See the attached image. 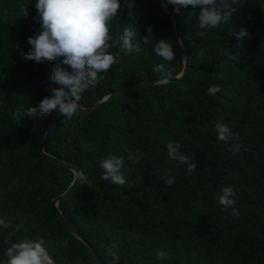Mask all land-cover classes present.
<instances>
[{"label":"trees","instance_id":"1","mask_svg":"<svg viewBox=\"0 0 264 264\" xmlns=\"http://www.w3.org/2000/svg\"><path fill=\"white\" fill-rule=\"evenodd\" d=\"M134 3L135 15L129 17L121 0L111 22L110 35L117 42L110 51L120 52L119 63L83 93L82 108L183 70L173 22L159 1ZM167 7L188 56L186 72L179 80L132 90L92 112L79 110L71 120L59 116L44 151L75 165L91 183L76 181L58 208L103 264H109L105 249L113 244L120 264H264V0H236L229 23L208 30L198 26L199 9L176 13ZM129 23L137 25L140 37L148 35L146 26L152 28V39L147 45L141 41L139 55L119 46ZM241 28L249 35L238 40L232 31ZM39 30L34 0H0V217L9 221L0 231V258L6 259L5 237L13 242L42 237L56 264H95L52 205L74 179L69 169L38 150L55 110L38 118L14 115L58 87L49 81L58 61L37 63L21 55L30 50L27 37ZM159 39L173 45L175 59L167 74L154 71L163 63L152 49ZM213 84L222 91L209 96L206 90ZM217 120L239 132L238 153L230 150L237 141L217 139ZM170 140L193 157L194 172L168 160ZM125 149L142 152L139 163L132 164ZM110 153L125 156L124 185L100 179L99 161ZM168 170L176 181L171 187L162 181ZM225 186L236 193L238 218L217 203ZM157 250H164L167 259L156 260Z\"/></svg>","mask_w":264,"mask_h":264},{"label":"clouds","instance_id":"2","mask_svg":"<svg viewBox=\"0 0 264 264\" xmlns=\"http://www.w3.org/2000/svg\"><path fill=\"white\" fill-rule=\"evenodd\" d=\"M236 0H164L162 7L172 5L173 11L179 13L182 8L199 9L198 26L200 29H215L223 24L229 23L235 8L232 4ZM128 9V16L135 13L134 0H124ZM34 7L38 16L40 30L32 36L27 37L30 50L21 52L25 60L37 63L43 61H58L50 70L49 81L58 87H50V96L44 97L38 105L25 108L23 111L14 113L18 118H38L50 115L53 110L67 120L78 113L81 109L83 93L95 88L104 75L108 73L112 65L119 63L120 52H112L113 44L117 42L110 35L111 22L117 17L121 0H34ZM22 14L27 15L26 8ZM148 35L139 36L137 25L131 23L123 27L118 37L120 49L127 53L139 55L142 45H147L152 39V28L146 26ZM236 38L242 39L249 34L244 28L238 32L233 29ZM139 37V38H138ZM154 53L161 58L163 63L157 64L154 71L158 74H167L171 71L170 62L174 57L173 45L165 39L155 40L152 43ZM201 55L203 53L201 52ZM68 67H64V66ZM219 85L208 86L206 94L215 96L221 92ZM214 131L220 142L231 144L233 153L240 151L239 132L234 131L229 123L217 120ZM167 157L169 161H175L182 165L188 173L196 169L192 156L182 151V145L175 140L166 144ZM127 159L132 164H137L143 157V153L137 150L135 153L127 151ZM99 167L103 170L100 179L111 181L117 185H124L126 177L122 172L125 167V156L108 154L99 161ZM74 182L90 184L89 177L79 169L73 171ZM163 183L171 187L175 184V177L171 170L165 174ZM236 193L231 186H225L217 195V203L221 210L231 209V215L240 216V210L236 205ZM9 227V221L0 217V231ZM19 228H17V231ZM9 245L4 255L6 259L0 258V264H53L52 257L47 251L44 238L29 239L27 237L13 242L5 237ZM67 247L68 241L61 242ZM117 245L113 244L105 249L107 256L111 257L109 264H120V256L113 251ZM156 260H166L167 253L157 250Z\"/></svg>","mask_w":264,"mask_h":264},{"label":"water","instance_id":"3","mask_svg":"<svg viewBox=\"0 0 264 264\" xmlns=\"http://www.w3.org/2000/svg\"><path fill=\"white\" fill-rule=\"evenodd\" d=\"M158 1H159L160 5H162L163 0H158ZM162 8L165 11V13L171 18V20L173 22L174 38H175V41L180 48V51L182 54V59H183V64H184L183 70L181 71V73L178 76H166L164 78H158L155 80H147V81L139 82L137 84H134V85L124 89V90H120V91L114 92L110 95L103 97L99 102H97L96 104H94L90 107H87V108L81 107L80 111H82L84 113L92 112V111L98 109L104 103H106L112 99H115V98H117V97H119L125 93H128L132 90L142 88V87L151 86V85H156V84H160V83H166V82H170V81H174V80H179L183 76V74L186 72V69H187L186 63H187L188 56H187V54L183 48V45H182V42L180 39V33H179V29H178L177 20L167 6L162 7ZM59 116L60 115H58L57 111L55 110V112L51 118V121L49 122V125L47 127V130H46L44 136L42 137L41 141L38 144V150L42 155H44L45 157L50 159L52 162L69 169L73 173V171L77 169V167L75 165H73L71 163H67L66 161L61 160L59 158H56L54 156H51V155L45 153V151H44L45 142H46L47 138L50 137V135L53 133L54 128H55L57 121L59 119ZM75 183H76V181L74 182V179H73V181L66 188V190H64L61 194L57 195L56 197H54L52 199V205H53L54 211H55L57 217L59 218L60 222L63 224V226L71 233V235L75 239H77L78 242H80L85 247V249L90 254L93 262L95 264H103L101 262V260L99 259V257L97 256V254L94 252L93 248L90 246V244L87 241H85V239L80 235V233L75 229V227L70 222H68L66 220V218L62 215V213L60 212V210L58 208L60 200L65 198L72 191ZM52 261H53V264H56L53 259H52Z\"/></svg>","mask_w":264,"mask_h":264}]
</instances>
